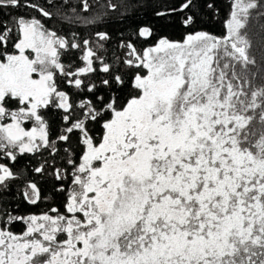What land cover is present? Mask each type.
Listing matches in <instances>:
<instances>
[{"label": "snow or ice", "instance_id": "6c2138e0", "mask_svg": "<svg viewBox=\"0 0 264 264\" xmlns=\"http://www.w3.org/2000/svg\"><path fill=\"white\" fill-rule=\"evenodd\" d=\"M140 7L0 0V264H264V0Z\"/></svg>", "mask_w": 264, "mask_h": 264}, {"label": "trees", "instance_id": "16d2710c", "mask_svg": "<svg viewBox=\"0 0 264 264\" xmlns=\"http://www.w3.org/2000/svg\"><path fill=\"white\" fill-rule=\"evenodd\" d=\"M91 2L95 3V0H91ZM107 0H100L101 5L105 4ZM112 2H115L119 5L118 11L116 12H109V18L113 23L109 25L110 28L115 30L117 28V25L114 23V21L122 14H130L135 10H139L141 15L145 11L144 8L140 7L144 3V0H112ZM218 2H222V0H218ZM72 3H75V0H72ZM106 9L103 7L97 8L95 11L103 13ZM207 20V17H205ZM60 27H74L71 25H66V22H60ZM156 26L162 33L170 34V35H178L181 29L179 28L178 24L175 25H167L163 21L156 22ZM210 28L218 27L217 24H212L209 22L208 25Z\"/></svg>", "mask_w": 264, "mask_h": 264}, {"label": "flooded vegetation", "instance_id": "af4514ba", "mask_svg": "<svg viewBox=\"0 0 264 264\" xmlns=\"http://www.w3.org/2000/svg\"><path fill=\"white\" fill-rule=\"evenodd\" d=\"M53 26L54 27H60L59 23H56V22H54Z\"/></svg>", "mask_w": 264, "mask_h": 264}]
</instances>
